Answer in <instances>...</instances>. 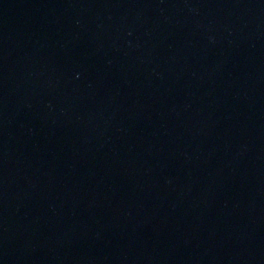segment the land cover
I'll list each match as a JSON object with an SVG mask.
<instances>
[{
    "label": "water",
    "instance_id": "1",
    "mask_svg": "<svg viewBox=\"0 0 264 264\" xmlns=\"http://www.w3.org/2000/svg\"><path fill=\"white\" fill-rule=\"evenodd\" d=\"M0 264H264V0H0Z\"/></svg>",
    "mask_w": 264,
    "mask_h": 264
}]
</instances>
